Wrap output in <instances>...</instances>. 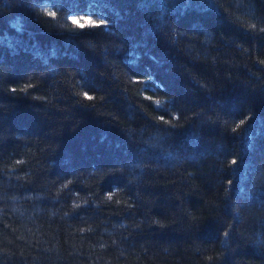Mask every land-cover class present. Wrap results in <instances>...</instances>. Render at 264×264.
I'll return each mask as SVG.
<instances>
[{"label":"trees","instance_id":"trees-1","mask_svg":"<svg viewBox=\"0 0 264 264\" xmlns=\"http://www.w3.org/2000/svg\"><path fill=\"white\" fill-rule=\"evenodd\" d=\"M0 264H264V0H0Z\"/></svg>","mask_w":264,"mask_h":264},{"label":"snow or ice","instance_id":"snow-or-ice-1","mask_svg":"<svg viewBox=\"0 0 264 264\" xmlns=\"http://www.w3.org/2000/svg\"><path fill=\"white\" fill-rule=\"evenodd\" d=\"M70 19L72 20V23L77 25L80 28H84L86 25H95V21H92L90 18L86 20L85 23H80L79 20H77L75 17H70ZM101 24L104 23V21H100ZM87 95V94H85ZM90 98V97H89ZM235 163V162H233Z\"/></svg>","mask_w":264,"mask_h":264}]
</instances>
